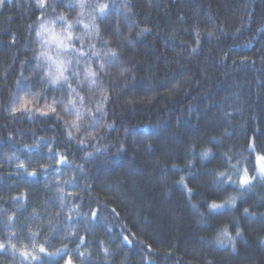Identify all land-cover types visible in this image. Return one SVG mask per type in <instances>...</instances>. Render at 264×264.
Here are the masks:
<instances>
[{
	"label": "trees",
	"instance_id": "16d2710c",
	"mask_svg": "<svg viewBox=\"0 0 264 264\" xmlns=\"http://www.w3.org/2000/svg\"><path fill=\"white\" fill-rule=\"evenodd\" d=\"M72 2L57 0L49 13L75 20ZM99 2L108 4L95 21L100 37L85 45L95 43L101 57L115 50L118 59L100 72L109 94L102 119L87 111L95 112L100 93L73 80L86 101L79 132L70 126L76 109H64L68 89L41 79L46 66L36 69L39 40L26 28L40 14L34 0L0 8V242L11 236L16 245L0 251V264H264V183L242 191L215 176L231 174L224 153L254 174L249 139L264 149V0ZM141 28L150 31L137 36ZM82 30L77 25L76 35ZM92 65L99 71L96 58ZM122 68L132 71L121 76ZM28 88L40 93L37 106L60 101L61 119L11 114L12 93ZM205 149L210 157L202 160ZM181 175L194 189L191 200L176 183ZM229 195L234 207L209 212L208 203ZM224 223L234 248L216 239ZM24 250L38 260L23 259Z\"/></svg>",
	"mask_w": 264,
	"mask_h": 264
},
{
	"label": "snow or ice",
	"instance_id": "6c2138e0",
	"mask_svg": "<svg viewBox=\"0 0 264 264\" xmlns=\"http://www.w3.org/2000/svg\"><path fill=\"white\" fill-rule=\"evenodd\" d=\"M6 4V0H0V8H3ZM71 8H79L80 11L77 13L75 20H70L65 13H59L52 16L49 13H55L58 7L57 0H34L35 9L39 10V16L32 24L26 26L28 34L31 35L35 32L36 37L39 40V52L33 50V58L36 60V69H40L42 66H46V70L43 72L41 79L46 80V82L53 86H59L61 88L66 87L69 91L70 99L68 103L64 105L65 111L68 110V105H71L73 109H76V118L71 121V127L75 128L77 132L80 131L79 121L83 117V113L80 109L85 106V96L81 95L76 88L73 87V80L81 88L84 87L85 83L88 85V91L90 93H95L98 91L100 93V99L95 101V112L91 108L87 111L89 115L93 118L95 122L96 113L101 114V119L103 116L107 115L106 105L109 103V94L106 88H103V81L100 78V72L105 69L106 64L112 63L114 59H118L115 50H109L104 53L101 57L100 52L96 50V44L89 42L85 45V38L87 37L89 41L100 37L99 25L96 24V19L99 16L104 18L106 15V9L108 8L107 3H100L96 0L94 4H89L88 0H73V2L68 5ZM86 8H91L92 11L88 12L89 23H85L82 18L85 15ZM59 22V24H58ZM35 25V27H33ZM82 25V31L80 35H76V26ZM148 28H141L137 32V36H142L144 33L149 32ZM211 35V33H209ZM197 42L199 38V32L196 33ZM17 42V37L15 34L11 35L10 43L15 45ZM108 41H104V45L108 46ZM132 43V41H129ZM79 44V47H77ZM27 46V42H26ZM87 49V50H86ZM196 49H193L195 51ZM107 57L108 59H105ZM96 58V63L98 64L99 71L93 67L92 60ZM43 61V64L41 63ZM21 67L23 68L26 61H21ZM83 66V76L81 74L80 68ZM131 68H122L120 75L124 76L125 73H130ZM7 76V73H4ZM21 78L24 77L23 71L19 73ZM17 86L20 91H24V87L20 85V80L16 81ZM40 93H32L31 89L28 90L23 95H17V93H12L11 105L9 107V112L11 114L25 113L30 115H43L47 116L50 113L55 114V119H61L60 115L57 113L55 105L61 103L55 98L49 104L45 102L43 106H37L39 104ZM93 97L90 95L88 97V102H92ZM47 98L45 97V101ZM67 125L68 122L65 121ZM108 128H112V124L107 125ZM71 135V132H69ZM84 141L81 140L80 143ZM258 145L255 142V137L249 139L247 144V151L249 155L254 156L253 172L254 174H249V169L247 167H241V160H237L236 164H232V157L228 153H224L223 156L226 160L228 168L231 170V174L228 171H216V182L219 184H230L240 188L242 191L250 190L254 186V182L259 181L264 183V149L257 151ZM121 150H123V145H121ZM193 153L195 154V147L193 146ZM211 149H205L199 153L200 158L208 159L210 157ZM59 163L66 162V158L61 156L58 160ZM191 166V161H188L186 167ZM173 167H178V165H173ZM35 175V173H32ZM235 176V179H234ZM176 183L183 186L185 194L189 200L192 198L194 189L189 187L185 177L181 175ZM237 202V197L235 195H229L222 202L217 203L215 200L207 204V208L210 213H215L220 209H224L226 206L234 207ZM195 207V205H194ZM244 213H249V209L245 208ZM93 216L96 214L93 212ZM12 219L11 217L9 218ZM229 223H224L218 230L216 239L220 244L231 243L234 245L235 237L232 236L230 231ZM236 236L241 235V229L237 224ZM33 241L35 236L32 237ZM124 241L131 243L127 236L123 237ZM12 237L8 239V243L0 242V251H4L7 248L16 250V245L11 243ZM35 244L33 243V249H35ZM27 249V246H25ZM46 249L43 246L39 247V252L44 253ZM107 252V249H104ZM21 257L25 260L31 259L32 261H37L38 257L33 255L31 251L24 250L21 251ZM71 264V260L67 262Z\"/></svg>",
	"mask_w": 264,
	"mask_h": 264
}]
</instances>
